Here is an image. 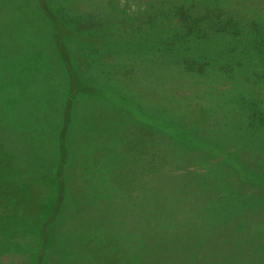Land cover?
Wrapping results in <instances>:
<instances>
[{"label": "rangeland", "instance_id": "obj_1", "mask_svg": "<svg viewBox=\"0 0 264 264\" xmlns=\"http://www.w3.org/2000/svg\"><path fill=\"white\" fill-rule=\"evenodd\" d=\"M0 264H264V0H0Z\"/></svg>", "mask_w": 264, "mask_h": 264}, {"label": "trees", "instance_id": "obj_2", "mask_svg": "<svg viewBox=\"0 0 264 264\" xmlns=\"http://www.w3.org/2000/svg\"><path fill=\"white\" fill-rule=\"evenodd\" d=\"M189 28V27H188ZM190 29V28H189ZM187 32V31H186Z\"/></svg>", "mask_w": 264, "mask_h": 264}]
</instances>
